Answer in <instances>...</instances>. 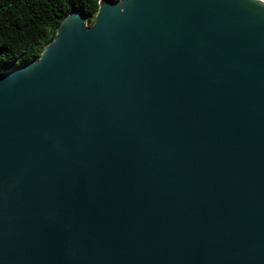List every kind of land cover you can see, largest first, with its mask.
<instances>
[{"label":"water","instance_id":"water-1","mask_svg":"<svg viewBox=\"0 0 264 264\" xmlns=\"http://www.w3.org/2000/svg\"><path fill=\"white\" fill-rule=\"evenodd\" d=\"M0 264H264V4L101 0L0 71Z\"/></svg>","mask_w":264,"mask_h":264},{"label":"trees","instance_id":"trees-1","mask_svg":"<svg viewBox=\"0 0 264 264\" xmlns=\"http://www.w3.org/2000/svg\"><path fill=\"white\" fill-rule=\"evenodd\" d=\"M100 1L0 0V71L38 58L70 12L82 13L91 25Z\"/></svg>","mask_w":264,"mask_h":264},{"label":"built area","instance_id":"built-area-1","mask_svg":"<svg viewBox=\"0 0 264 264\" xmlns=\"http://www.w3.org/2000/svg\"><path fill=\"white\" fill-rule=\"evenodd\" d=\"M258 1H260V2H262L264 4V0H258Z\"/></svg>","mask_w":264,"mask_h":264}]
</instances>
